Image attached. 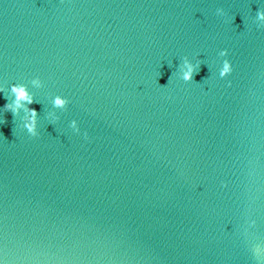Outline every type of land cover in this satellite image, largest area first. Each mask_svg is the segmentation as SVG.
<instances>
[{"label": "water", "instance_id": "1", "mask_svg": "<svg viewBox=\"0 0 264 264\" xmlns=\"http://www.w3.org/2000/svg\"><path fill=\"white\" fill-rule=\"evenodd\" d=\"M257 9L0 0V264H264ZM12 85L34 101L15 116Z\"/></svg>", "mask_w": 264, "mask_h": 264}, {"label": "clouds", "instance_id": "2", "mask_svg": "<svg viewBox=\"0 0 264 264\" xmlns=\"http://www.w3.org/2000/svg\"><path fill=\"white\" fill-rule=\"evenodd\" d=\"M220 11V10H218ZM256 18L258 20L264 21V11H260L259 9H257L256 12ZM227 50H221L220 55L224 56L226 54ZM183 66L185 68V70L183 71V75H182V79L184 81H191L193 80L194 77V71L197 69V67H199V63L200 61L197 60L196 64L194 65L193 63H191L187 57H184L183 60ZM232 72V66L230 64V61L228 59H225L222 62V67L220 69V76L224 77L227 74H230ZM38 77L36 79L33 80V83H38ZM11 91L15 96V99L13 100V102L11 104L6 103L4 105V108L6 110H9L12 112L13 116L16 115L17 111L22 108L25 107L27 105H31L34 103L32 97L28 94V92L25 90L24 86L22 85H12L11 86ZM24 102V103H22ZM68 103L67 98L65 97H61L59 95H57L54 99V104L57 107L63 108L65 107V105ZM27 112L29 113L24 121V128L27 130V132L31 135V136H37L38 132H37V111L34 108H27ZM56 117H53L52 121H55ZM69 127H71L74 131L79 132V128L77 125V121L76 120H72L70 121ZM85 138H87V133H84Z\"/></svg>", "mask_w": 264, "mask_h": 264}]
</instances>
